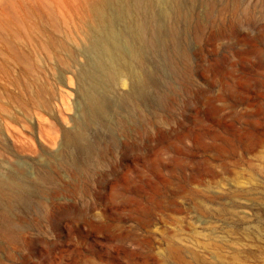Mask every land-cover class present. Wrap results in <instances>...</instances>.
<instances>
[{
	"label": "rangeland",
	"instance_id": "obj_1",
	"mask_svg": "<svg viewBox=\"0 0 264 264\" xmlns=\"http://www.w3.org/2000/svg\"><path fill=\"white\" fill-rule=\"evenodd\" d=\"M96 1L0 0V177L25 191L0 264H264V0L141 4L101 115L79 95Z\"/></svg>",
	"mask_w": 264,
	"mask_h": 264
},
{
	"label": "bare ground",
	"instance_id": "obj_2",
	"mask_svg": "<svg viewBox=\"0 0 264 264\" xmlns=\"http://www.w3.org/2000/svg\"><path fill=\"white\" fill-rule=\"evenodd\" d=\"M177 2L179 0H98L92 5L90 9L92 18L87 30L86 41L79 49L80 53L86 57V63L88 65V68L82 74L79 95L92 112L98 113V115L105 112L102 101L93 93V91L98 89V75H106L112 82L119 79L123 85H125V82L122 81L123 76L127 77L131 74L135 78V72L131 65L137 60V54L132 48L126 49L125 46L124 49L128 58L126 60L123 56V46L125 45L127 36L136 42L141 41L143 38L145 28L138 16L140 13V5L144 4L146 7L154 3L173 5ZM174 11L175 8L170 11L169 9H163L160 15L166 17ZM133 17H135V20L134 25L131 27L127 25V22ZM116 25H122L124 27L123 34L116 29ZM54 45L62 46L61 43L51 40L46 44H42L40 48L48 55V49ZM120 53L123 57L121 61H119ZM28 63L27 57L22 55V71L27 73L30 72ZM139 83L140 81L137 80L133 85L138 87ZM14 84L17 86L20 85L18 82H14ZM28 88V83L22 82V90H28ZM66 139L67 143L83 146V136L80 130L66 134ZM24 193V187L21 182L13 180L10 177H0V228L2 231L6 230L8 223L11 224L8 212L4 206H9L7 204L21 200ZM168 251L170 253L174 252L172 248H169Z\"/></svg>",
	"mask_w": 264,
	"mask_h": 264
}]
</instances>
